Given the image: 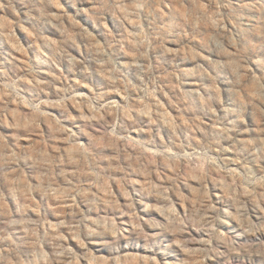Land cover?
I'll list each match as a JSON object with an SVG mask.
<instances>
[{"label":"clouds","instance_id":"clouds-1","mask_svg":"<svg viewBox=\"0 0 264 264\" xmlns=\"http://www.w3.org/2000/svg\"><path fill=\"white\" fill-rule=\"evenodd\" d=\"M0 264H264V0H0Z\"/></svg>","mask_w":264,"mask_h":264}]
</instances>
